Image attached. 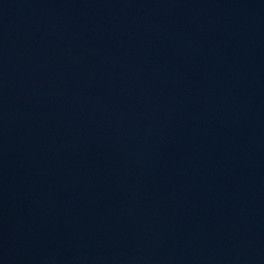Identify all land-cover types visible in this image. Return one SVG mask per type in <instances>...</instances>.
Segmentation results:
<instances>
[{"label": "water", "instance_id": "obj_1", "mask_svg": "<svg viewBox=\"0 0 264 264\" xmlns=\"http://www.w3.org/2000/svg\"><path fill=\"white\" fill-rule=\"evenodd\" d=\"M0 264H264V0H0Z\"/></svg>", "mask_w": 264, "mask_h": 264}]
</instances>
